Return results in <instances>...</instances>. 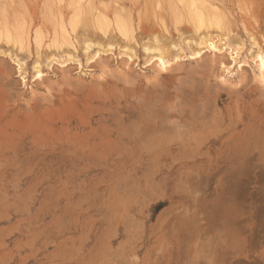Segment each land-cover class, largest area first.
I'll return each mask as SVG.
<instances>
[{"label":"rangeland","instance_id":"rangeland-1","mask_svg":"<svg viewBox=\"0 0 264 264\" xmlns=\"http://www.w3.org/2000/svg\"><path fill=\"white\" fill-rule=\"evenodd\" d=\"M17 1L0 0V264H264V0H212L220 29L200 32L232 48L204 71L164 0Z\"/></svg>","mask_w":264,"mask_h":264},{"label":"bare ground","instance_id":"bare-ground-1","mask_svg":"<svg viewBox=\"0 0 264 264\" xmlns=\"http://www.w3.org/2000/svg\"><path fill=\"white\" fill-rule=\"evenodd\" d=\"M21 1V3L19 2V1H17L18 3L16 4V3H14L15 5H16V8H18V6H19V8L21 7V9H19V10H21V13H19L18 11H12V16H15V14L16 15H20V16H22L23 14H24V12H26V11H24L25 10V3L24 2H22V0H20ZM53 0H47L46 1V7L47 8H49V6L54 2H52ZM60 1V0H59ZM71 1H73L74 3H75V1L74 0H71ZM217 1V0H216ZM55 2H56V0H55ZM89 2H90V0H89ZM244 2H245V0H244ZM163 3H165L164 4V7H163V5H158L157 7H162L161 9H162V11L163 10H165L164 12H166V13H170V14H174V19L176 20V21H178V20H186L187 21V23H189L190 25H191V27L193 28V30H194V35L195 36H192V35H190V36H188V37H185V36H181L182 38H180L181 39V41L188 47V46H192V45H194L195 46V51L193 52V54L191 55V57H192V59L194 58L195 60H197L196 61V63L198 62H200V66H198V67H201V69L204 71L205 69H211V67H213L212 65H214V64H219V66H220V68L221 69H223V67H225V61L223 62V60H225L224 58H223V55L225 54V52L227 51V48L228 49H231L232 47H230V46H227V44L228 43H226L227 42V40H228V38L227 37H225L224 38V41L226 40V42H224V45L222 44L221 45V39H220V37H223L222 35H216V36H212V35H210L208 32H200L201 30H207V29H209L210 27H216L217 29H220V19L218 18L215 22H211V19L210 18H208V17H210L211 15H214L213 14V12H211V10L213 9V8H215V6L213 5V2H212V0H164V2ZM263 3H264V1H263ZM85 4H86V2H85ZM84 4V5H85ZM102 4V3H101ZM3 5L4 4H2V3H0V10H1V12L3 11V9H4V7H3ZM88 5V4H87ZM93 5V4H92ZM157 5V4H156ZM70 6V5H69ZM71 6H72V4H71ZM83 6V5H82ZM88 6H90V5H88ZM2 7H3V9H2ZM6 7V6H5ZM15 7V6H14ZM79 9H81V4L79 5ZM245 7V6H244ZM249 7V6H248ZM262 7L264 8V5L262 4ZM86 8H87V6H86ZM91 8H92V6H91ZM90 8V9H91ZM107 8V7H106ZM115 8V7H114ZM163 8H165V9H163ZM5 9H7V8H5ZM4 9V10H5ZM78 9V8H77ZM79 9H78V12H79ZM113 9V8H112ZM51 10V9H50ZM76 10V9H75ZM92 10V9H91ZM122 10V9H121ZM48 11V10H47ZM52 11V10H51ZM125 11V10H124ZM259 11V10H258ZM262 11H263V9H262ZM0 12V13H1ZM5 11H3V13H4ZM75 12V11H74ZM81 12H83V11H81ZM91 12V11H90ZM90 12H88V10H87V13L90 15ZM128 12V11H127ZM216 12V11H215ZM3 13H1V14H3ZM7 10H6V14H4L3 16H5V17H8V15H7ZM86 13V14H87ZM100 13V12H99ZM79 14V13H78ZM81 14V13H80ZM83 14H84V12H83ZM116 14V13H115ZM262 14V13H261ZM52 15V14H51ZM70 15H72V14H70ZM89 15L87 16V15H85V18H86V20L88 19V17H89ZM101 15H103V14H101ZM77 16V15H76ZM100 16V15H99ZM98 16V17H99ZM125 16V15H124ZM24 17V16H23ZM72 17V16H71ZM74 17V16H73ZM116 17V16H115ZM15 17H12V21H10L11 23H13V19H14ZM16 18H18V17H16ZM61 18V17H60ZM64 18H66L65 16H64ZM64 18H62V19H64ZM77 18V17H76ZM83 18V17H82ZM0 19H6V18H4V17H0ZM73 19V18H72ZM102 19H105V18H103L102 17ZM15 20V19H14ZM18 20V19H17ZM16 20V21H17ZM20 20V19H19ZM18 20V21H19ZM49 20V19H48ZM47 20V21H48ZM68 20V19H67ZM71 20V19H70ZM78 20V19H77ZM80 20V19H79ZM89 20V19H88ZM95 20V19H94ZM2 21V20H1ZM16 21H15V24H16ZM66 21V20H65ZM76 21V20H75ZM105 21V20H104ZM117 21V20H116ZM115 21V22H116ZM9 22V21H8ZM9 22V23H10ZM21 22V21H20ZM50 22V21H49ZM68 22V21H67ZM96 22V21H95ZM102 22V21H101ZM101 22H100V24H101ZM106 22V21H105ZM119 22V21H118ZM7 23V22H6ZM11 23L9 24V25H11ZM18 23V22H17ZM74 23V22H73ZM103 23V22H102ZM108 23V22H107ZM128 23V22H127ZM159 23V22H158ZM1 24V23H0ZM8 24V23H7ZM68 24H69V22H68ZM71 24V23H70ZM79 24H80V22H79ZM82 24H83V22H82ZM92 24V23H91ZM91 24L90 23H88V21H86L85 23H84V27H85V29L87 28H89L90 26H91ZM97 24H99V23H97ZM105 24V23H104ZM117 24V23H116ZM124 24V23H123ZM123 24H122V26H123ZM130 24H131V21H130ZM182 23L180 22V25H181ZM214 24V25H213ZM54 25V24H53ZM62 25V24H61ZM72 26H73V30L72 31H75V28L74 27H76V29H77V23L75 22V24H71ZM77 25V26H76ZM102 25V24H101ZM109 25V24H108ZM118 25H119V23H118ZM129 25V24H128ZM8 26V25H7ZM12 26H14V25H12ZM20 26V25H19ZM22 26H24V25H22ZM81 26V25H80ZM79 26V27H80ZM97 26V25H96ZM99 27H101L100 25H98ZM120 26V25H119ZM119 26H117L118 27V29L120 30L119 32H123V28H120ZM143 26V25H142ZM2 27V25L0 26V28ZM3 27L5 28L6 27V24L5 25H3ZM17 27V26H16ZM25 27V26H24ZM60 27V26H59ZM64 27V26H63ZM62 27V28H63ZM78 27V28H79ZM106 27V26H105ZM117 27H116V29H117ZM8 28V27H7ZM13 28V27H12ZM12 28H8V30H10V32L12 33ZM69 28V27H68ZM139 28V27H138ZM146 28H147V25H146ZM150 28V27H149ZM15 29V28H14ZM22 29V28H21ZM61 29V28H60ZM85 29H83L82 31L80 30V28H79V30H78V33H79V31L80 32H82V33H80V35L82 34V36L84 35V37L85 36H87L86 34H88V31L91 29V28H89V30L87 31V29H86V31H85ZM103 28H101V30H102ZM4 30V29H3ZM8 30H6L7 32H8ZM30 30V29H29ZM53 30V29H52ZM92 30H93V28H92ZM98 30V29H97ZM130 30V29H129ZM143 30H145V29H143ZM150 30V29H149ZM183 30V29H182ZM190 30V29H189ZM6 31H5V34H6ZM61 31V30H60ZM64 31V30H63ZM104 31V30H103ZM125 31V30H124ZM179 31V30H178ZM177 31V32H178ZM16 32V31H15ZM24 32V31H23ZM30 32V31H29ZM62 32V31H61ZM87 32V33H86ZM41 33H42V31L41 30H36L35 31V39L37 40V42H40V40H41ZM85 33V34H84ZM92 33H94V32H92ZM105 33V32H104ZM103 33V34H104ZM117 33V32H116ZM124 33H126V32H124ZM142 33V32H141ZM183 33H184V31H183ZM22 34V33H21ZM43 34V33H42ZM91 34V33H90ZM128 34V33H127ZM178 34V33H177ZM181 34V33H180ZM2 34L0 33V36H1ZM9 35H13V36H15V33L14 34H10L9 33ZM8 34L7 35H5L6 37H5V39L7 40V42L9 41V43H11L10 42V40H12L11 39V36H9ZM20 35V34H19ZM44 35V34H43ZM69 34L67 33L66 34V31H64L63 32V34H62V36H56V34H55V39L52 41V46H55V47H62L61 45H62V43H66V44H68V45H71L70 44V42H69V40H68V38L67 37H69L68 36ZM75 35H77V33L75 34ZM74 35V36H75ZM80 35L78 34V36H76L75 38V41L77 40H79L81 37H80ZM91 35H93V34H91ZM102 35V34H101ZM131 35V34H130ZM184 35H186V34H184ZM232 35V34H231ZM249 35V34H248ZM17 36V35H16ZM21 36V35H20ZM25 36H27V37H30L29 35H25ZM49 36V35H48ZM72 36V35H71ZM107 36V35H106ZM124 36V35H123ZM145 36H146V34H145ZM234 36L236 37V35L234 34ZM80 37V38H79ZM88 37H89V39L90 38H92V36H87V38L86 39H88ZM94 37V36H93ZM95 37H97V36H95ZM94 37V38H95ZM141 37V36H140ZM184 37V38H183ZM247 37V36H246ZM13 38V37H12ZM25 38V37H24ZM71 38V37H70ZM146 38V37H145ZM14 39H15V37H14ZM20 39V38H19ZM111 39V38H110ZM237 39V38H236ZM36 40H35V43H37L36 42ZM82 41H83V38L81 39ZM80 40V41H81ZM91 40V39H90ZM150 40V39H149ZM149 40H147V41H149ZM168 40V39H167ZM1 41V40H0ZM14 41V40H13ZM30 41V40H29ZM81 41V42H82ZM89 41V40H88ZM102 41V40H101ZM120 41V40H119ZM240 41V40H239ZM243 41V40H242ZM16 42H17V38H16ZM18 42H20V41H18ZM97 42V41H96ZM109 42H111V41H109ZM254 42V41H253ZM1 43V42H0ZM27 43V42H26ZM73 43V42H72ZM80 43V42H79ZM83 43V42H82ZM86 43V42H85ZM125 43V42H124ZM140 43V42H139ZM6 44V43H5ZM24 44V43H23ZM39 44V43H38ZM81 44V43H80ZM79 44V46H81V48L80 49H82V44L80 45ZM96 44V43H95ZM116 44V43H115ZM128 44V43H127ZM132 44V43H131ZM151 44V43H150ZM154 47H153V49H151V47H152V45H151V47H150V45L149 46H142L143 48H144V51L146 52V53H149V52H154L155 53V56H152V58L154 59V61H155V67H157V69L158 70H165V69H167L168 67H170V65H171V61H173L172 59L170 60V58H169V56L167 55V53H165L163 50H162V47H161V45L158 43V41H157V39L155 38L154 39ZM254 44H256V42H254ZM27 45V44H26ZM59 45V46H58ZM84 45V44H83ZM172 45H173V47L174 48H178V47H180V45L181 44H179V43H172ZM229 45V44H228ZM93 46V45H92ZM91 46V47H92ZM123 46V45H122ZM121 46V47H122ZM166 46V45H165ZM164 46V47H165ZM254 46V45H253ZM252 46V47H253ZM13 47V46H12ZM18 47V46H17ZM27 47H28V45H27ZM89 45H86V46H84V49H85V51H87L88 49H89ZM106 47V46H105ZM117 47V46H116ZM262 47V46H261ZM54 48V47H53ZM258 49H257V51H256V53L253 55V59H254V61H255V64H256V70H257V72H258V76H259V78H261V79H264V52H263V50L262 49H260V47H257ZM8 49V48H7ZM7 49H4V51H2V53L3 54H7L8 56L11 54L9 51L10 50H7ZM11 49V48H10ZM35 49V48H34ZM61 49V48H60ZM63 49V48H62ZM70 49V48H69ZM107 49V48H106ZM1 50V49H0ZM57 50V49H56ZM65 50V49H64ZM204 50L206 51H210L213 55H214V57H212V58H209V59H206V58H204V60H203V55H204V53H202V52H204ZM251 50V49H250ZM13 51H15V50H13ZM38 51V50H37ZM67 51V50H66ZM81 51V50H80ZM239 50L238 49H234V50H231V52H229V57L232 59V61H234V62H236V59H237V57L239 56V52H238ZM36 52V51H35ZM39 52V51H38ZM37 52V53H38ZM68 52V51H67ZM129 52V51H128ZM185 52V51H184ZM36 53V54H37ZM12 54H13V52H12ZM17 54V53H16ZM39 54V53H38ZM38 54L36 55V58L38 57ZM44 54V53H43ZM83 54V53H82ZM131 54H133V52L131 53ZM14 55H15V53H14ZM21 55V54H20ZM47 55V54H46ZM227 55V54H226ZM11 56V55H10ZM53 56V55H52ZM25 57V56H24ZM48 57V56H47ZM51 57V56H50ZM129 58V57H128ZM151 58V57H150ZM151 58V59H152ZM178 57H176L175 59H177ZM183 58V57H182ZM38 59H40V58H37V60H36V63L38 62ZM46 59V58H45ZM70 60V59H69ZM128 60V59H127ZM2 61H3V59H2ZM7 61V60H6ZM46 61H47V59H46ZM49 61V60H48ZM151 61V60H150ZM150 61H148V62H150ZM193 64H195V63H193ZM98 65H99V62H98ZM101 65V64H100ZM241 65V63H238V67H237V70L241 67L240 66ZM36 66H38V65H36ZM105 66V65H104ZM180 66H182V65H180ZM245 66V65H244ZM23 67V66H22ZM177 67L179 68V66L177 65ZM243 67V66H242ZM175 68V67H174ZM181 68V67H180ZM194 68V67H193ZM207 69V70H208ZM209 69V70H210ZM173 70H176V69H173ZM199 70H200V68H199ZM206 70V71H207ZM215 70V69H214ZM240 71L242 70L241 68L239 69ZM250 70V69H249ZM22 71V70H21ZM177 71H180V69L179 70H177ZM186 71V70H185ZM190 70H188V71H186L187 73L189 72ZM213 71V70H212ZM225 71V70H224ZM226 71H228V69H226ZM197 73V72H199L198 70H193L192 69V71H190L189 73ZM22 73V72H21ZM117 73V72H116ZM124 73V72H123ZM191 73V74H192ZM229 73H231V72H229ZM251 73V72H250ZM41 74V73H40ZM206 74V73H205ZM116 75V74H115ZM195 75V74H194ZM193 75V76H194ZM239 75V74H238ZM251 75V74H250ZM40 76V75H39ZM189 76V75H188ZM202 76V75H201ZM246 76V75H245ZM144 77V76H143ZM186 77V76H185ZM206 77V76H205ZM238 77H240V78H245L243 75H239ZM194 78V77H193ZM208 78V77H207ZM65 79V78H64ZM131 79V78H130ZM185 79V78H184ZM192 79V78H191ZM233 79V78H232ZM3 80V79H2ZM119 81L121 80V78L120 79H118ZM189 80V79H188ZM199 80V79H198ZM247 80V79H246ZM180 80L178 79V82H179ZM182 81V80H181ZM196 81V80H195ZM245 81V80H244ZM7 82V81H6ZM186 82V81H185ZM197 83H198V81H196ZM200 82V81H199ZM95 83V82H94ZM134 83V82H133ZM145 83V82H144ZM147 83V82H146ZM78 84V83H77ZM92 84V83H91ZM156 84V83H155ZM172 84V83H171ZM189 84V83H188ZM199 84H201V83H199ZM199 84H197V85H199ZM223 84V83H222ZM230 84V83H229ZM50 85V84H49ZM94 85V84H93ZM125 85V84H124ZM130 85H132V84H130ZM221 85V84H220ZM243 85V84H242ZM3 86V85H2ZM180 86V85H179ZM206 85H204V87H205ZM208 86H210V85H208ZM227 86H228V84H227ZM201 87V86H200ZM199 87V88H200ZM204 87L202 88V89H204ZM246 87V86H245ZM197 88V87H196ZM199 88H197L198 90H199ZM226 88V87H225ZM228 88H231V87H228ZM260 88V87H259ZM2 89V88H1ZM79 89V88H78ZM77 89V90H78ZM177 90V89H176ZM200 90H201V88H200ZM224 90V89H223ZM80 91V90H79ZM204 91V90H203ZM226 91V90H225ZM1 92H2V90H1ZM78 92V91H77ZM193 92V91H192ZM202 92V91H201ZM212 92V91H211ZM188 93V92H187ZM213 93V92H212ZM5 94V93H4ZM146 94H147V90H146ZM158 94V93H157ZM194 94V93H193ZM192 94V95H193ZM234 94V93H233ZM236 94V93H235ZM186 95V94H185ZM263 95V94H262ZM155 96V95H154ZM154 96H152V97H154ZM190 96V95H189ZM194 96V95H193ZM237 96V95H236ZM191 97V96H190ZM156 98V97H155ZM158 99H160V98H158ZM41 100V99H40ZM153 100V99H152ZM4 101V100H3ZM153 101H155V100H153ZM40 102V101H39ZM153 106V105H152ZM203 106V105H202ZM158 108V107H157ZM194 108V107H193ZM29 110V109H28ZM150 111H151V108H148L147 109V111H146V113H148V114H150ZM30 113V112H29ZM201 113H203V111L201 112ZM151 114H153V113H151ZM209 118V117H208ZM208 118H207V120H208ZM203 119V118H202ZM204 120V119H203ZM202 121V120H201ZM159 122V121H158ZM160 123V122H159ZM193 123H195L194 121H193ZM219 123V122H218ZM203 125V124H202ZM154 127H160V125L159 124H157V123H155V125H154ZM187 127H188V125H187ZM210 127V126H209ZM212 128V127H211ZM160 129V128H159ZM173 130V129H172ZM178 130V129H177ZM177 133V132H176ZM183 133V132H182ZM181 133V134H182ZM180 134V133H179ZM180 134V135H181ZM178 135V134H177ZM176 134H173V136H160V135H157V136H149L150 138L148 139V146H150V147H154V145L156 146L157 144H158V142H165V140H176V139H179V140H182V138H180V136L178 137ZM143 139V138H142ZM145 139V138H144ZM146 140V139H145ZM183 140H185V139H183ZM193 140H194V138H193ZM147 148V147H146ZM72 154V153H71ZM75 156V155H74ZM214 232V231H213ZM219 232V231H218ZM233 264V263H232Z\"/></svg>","mask_w":264,"mask_h":264}]
</instances>
